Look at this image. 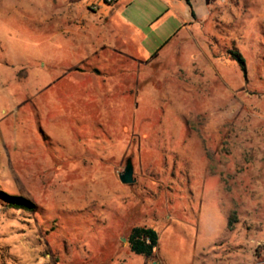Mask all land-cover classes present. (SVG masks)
<instances>
[{
	"label": "rangeland",
	"instance_id": "rangeland-1",
	"mask_svg": "<svg viewBox=\"0 0 264 264\" xmlns=\"http://www.w3.org/2000/svg\"><path fill=\"white\" fill-rule=\"evenodd\" d=\"M110 1L76 0L87 34L70 0H0V186L37 205L0 198V264H264V0H192L163 48ZM105 38L125 56L97 64Z\"/></svg>",
	"mask_w": 264,
	"mask_h": 264
},
{
	"label": "crops",
	"instance_id": "crops-1",
	"mask_svg": "<svg viewBox=\"0 0 264 264\" xmlns=\"http://www.w3.org/2000/svg\"><path fill=\"white\" fill-rule=\"evenodd\" d=\"M122 1L123 0H118L117 4H120ZM183 1L184 0H128V5L122 12L121 17L125 24L130 27L133 26L137 31H142L144 33V41H148L150 38L148 31H152L151 36L153 39L157 37L160 42L166 41L161 47L163 48L173 36L186 28L187 25L195 22L196 18L200 17L198 10L195 9L192 3L190 5ZM110 2L113 3V0ZM75 4L76 0H70L69 12L71 13H69V15L71 14V22L74 25L76 22H82L79 14L81 15V12H85L84 14L90 22L89 25L82 30L84 33L88 34V32H91V34H93L95 31H92V25L97 26L99 29H103L104 24L101 26L96 24L97 17H95L94 13L77 7ZM116 14H118L116 9H109V11L106 10L105 15L103 18H100V20L104 19L105 23L107 22L111 25L110 22L113 20L111 17ZM154 25L156 26L154 27ZM68 33L69 35H72L73 38H80V35L76 34V31H73L72 29H70ZM91 41L92 40L89 42V49L91 51L89 57L91 61H94L97 64L112 62L114 55L118 57L125 56L122 52H118L116 43H109L107 38H105L102 43H99V45H96Z\"/></svg>",
	"mask_w": 264,
	"mask_h": 264
},
{
	"label": "trees",
	"instance_id": "trees-1",
	"mask_svg": "<svg viewBox=\"0 0 264 264\" xmlns=\"http://www.w3.org/2000/svg\"><path fill=\"white\" fill-rule=\"evenodd\" d=\"M188 3L191 5L192 0H187ZM195 16V14L193 13ZM231 55L234 60L239 63V66L247 76V65L246 60L242 56V54L238 51H232ZM0 198L4 199L7 203V206L12 209L16 210H24L29 212H34L37 209V205L28 198L22 196L11 195L5 192L0 186ZM235 213H232L229 221H228V228L230 230L233 229L234 222H235ZM159 233L155 228L147 227V226H138L134 227L131 230V233L128 238V242L130 245V249L139 255L146 256L149 260L153 259L156 255V250L159 245Z\"/></svg>",
	"mask_w": 264,
	"mask_h": 264
},
{
	"label": "water",
	"instance_id": "water-1",
	"mask_svg": "<svg viewBox=\"0 0 264 264\" xmlns=\"http://www.w3.org/2000/svg\"><path fill=\"white\" fill-rule=\"evenodd\" d=\"M120 180L126 185L135 183L136 180L134 178V166L131 159L127 161L124 171L120 174Z\"/></svg>",
	"mask_w": 264,
	"mask_h": 264
},
{
	"label": "built area",
	"instance_id": "built-area-1",
	"mask_svg": "<svg viewBox=\"0 0 264 264\" xmlns=\"http://www.w3.org/2000/svg\"><path fill=\"white\" fill-rule=\"evenodd\" d=\"M106 1H109V0H106Z\"/></svg>",
	"mask_w": 264,
	"mask_h": 264
}]
</instances>
